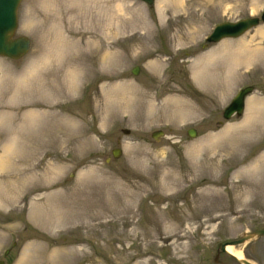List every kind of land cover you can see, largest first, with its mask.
Returning a JSON list of instances; mask_svg holds the SVG:
<instances>
[{
	"label": "rangeland",
	"instance_id": "1",
	"mask_svg": "<svg viewBox=\"0 0 264 264\" xmlns=\"http://www.w3.org/2000/svg\"><path fill=\"white\" fill-rule=\"evenodd\" d=\"M155 1H22L32 49L0 58L3 264H213L264 229V24L206 43L264 0ZM245 244L264 264V237Z\"/></svg>",
	"mask_w": 264,
	"mask_h": 264
},
{
	"label": "water",
	"instance_id": "2",
	"mask_svg": "<svg viewBox=\"0 0 264 264\" xmlns=\"http://www.w3.org/2000/svg\"><path fill=\"white\" fill-rule=\"evenodd\" d=\"M23 0H0V58H9L11 60H20L24 58L31 50V40L26 36H16L18 30V10ZM149 6H153L155 0H140ZM264 23V12L261 17H250L247 19L240 20L238 22H223L217 25L213 32L207 37V43H219L225 39H237L243 36L245 33L251 29L257 27L260 23ZM134 75L139 74V68H135L133 71ZM254 92V87L248 86L241 90L230 105L224 110L223 118L225 120H230L232 117L236 116L240 118L244 114L245 101L246 98ZM129 134L128 131H125ZM191 138L197 136V132L194 129L188 132ZM157 135V136H156ZM159 135V136H158ZM163 133L154 134V138L159 140V137ZM113 155L115 158L120 156V150H114ZM264 235L263 232H259L256 235L248 234L239 241L233 242L231 246H240L245 244V242L251 241L258 237ZM222 250H226L222 246ZM226 252V251H225ZM228 255L237 259L243 264H252L246 259H239L232 254ZM3 264V262H0Z\"/></svg>",
	"mask_w": 264,
	"mask_h": 264
},
{
	"label": "flooded vegetation",
	"instance_id": "3",
	"mask_svg": "<svg viewBox=\"0 0 264 264\" xmlns=\"http://www.w3.org/2000/svg\"><path fill=\"white\" fill-rule=\"evenodd\" d=\"M260 231H264V229L263 228L256 229L255 231L252 232V234L259 233ZM262 237H264V236H261V237H258L256 239H253L250 242L257 241L258 239H260ZM233 241H235V240L224 241L223 245H225V247H226L228 244L232 243ZM223 245H221L220 247H217L218 250L216 251V254L214 255L213 264H243L240 261H238L237 259H235L232 256L228 255L224 250H222V246ZM245 246H247V245H245ZM236 248H238V247H236ZM242 250L244 251V254H245L244 248ZM220 256H225V258H227L228 260H224L223 258H220ZM245 258H246V254H245ZM251 258H253V257H251ZM250 262L252 264H257V263H255L253 261H250Z\"/></svg>",
	"mask_w": 264,
	"mask_h": 264
},
{
	"label": "bare ground",
	"instance_id": "4",
	"mask_svg": "<svg viewBox=\"0 0 264 264\" xmlns=\"http://www.w3.org/2000/svg\"><path fill=\"white\" fill-rule=\"evenodd\" d=\"M166 1V0H165ZM164 1V2H165ZM82 14V13H81ZM261 25V24H260ZM264 30V29H263ZM257 34V33H256ZM255 34V35H256ZM260 34H262L263 35V31L262 32H260ZM199 76H200V74H197V78H199ZM59 225H56V227H58ZM255 235H256V233H255ZM225 249L227 250V252L229 253V254H232V255H234V256H236L237 258H239V259H242V258H244L245 257V254H244V251L242 250V249H240V248H235L234 246H227V247H225Z\"/></svg>",
	"mask_w": 264,
	"mask_h": 264
}]
</instances>
